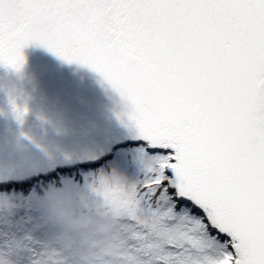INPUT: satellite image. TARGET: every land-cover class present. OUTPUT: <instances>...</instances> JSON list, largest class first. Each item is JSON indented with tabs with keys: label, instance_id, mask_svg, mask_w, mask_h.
Returning <instances> with one entry per match:
<instances>
[{
	"label": "snow or ice",
	"instance_id": "obj_1",
	"mask_svg": "<svg viewBox=\"0 0 264 264\" xmlns=\"http://www.w3.org/2000/svg\"><path fill=\"white\" fill-rule=\"evenodd\" d=\"M30 44L130 106L149 174L91 188L137 264H264V0H0V64Z\"/></svg>",
	"mask_w": 264,
	"mask_h": 264
},
{
	"label": "water",
	"instance_id": "obj_2",
	"mask_svg": "<svg viewBox=\"0 0 264 264\" xmlns=\"http://www.w3.org/2000/svg\"><path fill=\"white\" fill-rule=\"evenodd\" d=\"M23 53L19 72L0 64V182L95 164L129 143L147 145L128 118L129 104L98 73L39 45ZM13 102L27 108L21 120Z\"/></svg>",
	"mask_w": 264,
	"mask_h": 264
},
{
	"label": "clouds",
	"instance_id": "obj_3",
	"mask_svg": "<svg viewBox=\"0 0 264 264\" xmlns=\"http://www.w3.org/2000/svg\"><path fill=\"white\" fill-rule=\"evenodd\" d=\"M22 207L39 214L43 237L35 247L18 234L14 213ZM0 210V264H137L123 213L101 199L51 186L31 206L5 196Z\"/></svg>",
	"mask_w": 264,
	"mask_h": 264
},
{
	"label": "trees",
	"instance_id": "obj_4",
	"mask_svg": "<svg viewBox=\"0 0 264 264\" xmlns=\"http://www.w3.org/2000/svg\"><path fill=\"white\" fill-rule=\"evenodd\" d=\"M138 149H140L138 151ZM152 153L142 143L127 144L112 150L110 156L95 164H79L72 168H60L54 172L36 177L32 181L0 183V202L5 196L31 206L39 199L46 187L56 186L73 194L95 197L91 184L103 174L120 178L125 184L143 181L149 174L146 161ZM148 159V160H146ZM3 211L0 210V216ZM14 217L30 218L33 224L40 225L39 214L30 207L15 210Z\"/></svg>",
	"mask_w": 264,
	"mask_h": 264
},
{
	"label": "rangeland",
	"instance_id": "obj_5",
	"mask_svg": "<svg viewBox=\"0 0 264 264\" xmlns=\"http://www.w3.org/2000/svg\"><path fill=\"white\" fill-rule=\"evenodd\" d=\"M139 150L140 149H138V151ZM146 158L149 159V160L146 159V160H148V161H146L147 162L146 163V166L148 167L149 164H150V157H146ZM17 226H18V224H17ZM27 230L28 231H25L24 233L22 232L21 235H27L30 239H32L34 241V247L37 246L38 243H39V241H40V239H42L43 236H36L37 233H38V229H36L34 227H31V230H30V227H27ZM4 231H5V226L1 223L0 224V237L3 236ZM42 231H43V229H42ZM18 233L20 234V231L19 230H18Z\"/></svg>",
	"mask_w": 264,
	"mask_h": 264
},
{
	"label": "bare ground",
	"instance_id": "obj_6",
	"mask_svg": "<svg viewBox=\"0 0 264 264\" xmlns=\"http://www.w3.org/2000/svg\"><path fill=\"white\" fill-rule=\"evenodd\" d=\"M16 181H18V180H16Z\"/></svg>",
	"mask_w": 264,
	"mask_h": 264
}]
</instances>
